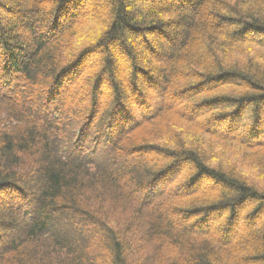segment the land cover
Returning a JSON list of instances; mask_svg holds the SVG:
<instances>
[{
    "label": "trees",
    "instance_id": "16d2710c",
    "mask_svg": "<svg viewBox=\"0 0 264 264\" xmlns=\"http://www.w3.org/2000/svg\"><path fill=\"white\" fill-rule=\"evenodd\" d=\"M105 1L0 0V264H264V0Z\"/></svg>",
    "mask_w": 264,
    "mask_h": 264
},
{
    "label": "rangeland",
    "instance_id": "374dc122",
    "mask_svg": "<svg viewBox=\"0 0 264 264\" xmlns=\"http://www.w3.org/2000/svg\"><path fill=\"white\" fill-rule=\"evenodd\" d=\"M99 1L101 3V7H100V10H99V13L101 15L107 14L109 12V9H108V6H107L108 3L105 0H99ZM167 64H168L167 60L162 62V65H164V66H166ZM155 93H157V92H155ZM185 101L186 100L183 97L179 98V99L177 98L175 100V98L172 97V94H170V95L168 94V95L165 96V98L163 100V103L165 105H169V104L173 105L174 104L176 106L181 107L182 105L185 104ZM196 116L199 117V118H203L204 117V115L201 114V111L197 112ZM129 162L131 164V161H129ZM172 188L176 189V186L172 185ZM202 188L203 189H207V190H211L212 192H216V193L221 191V189H219L217 186H214L211 183L204 184V186ZM253 264H261V263L254 262Z\"/></svg>",
    "mask_w": 264,
    "mask_h": 264
}]
</instances>
